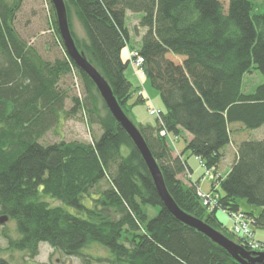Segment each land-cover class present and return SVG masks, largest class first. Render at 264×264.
I'll return each instance as SVG.
<instances>
[{
    "label": "trees",
    "instance_id": "obj_1",
    "mask_svg": "<svg viewBox=\"0 0 264 264\" xmlns=\"http://www.w3.org/2000/svg\"><path fill=\"white\" fill-rule=\"evenodd\" d=\"M22 1L0 0V264H12L3 253L34 259L40 243L84 263L239 264L164 208L140 153L90 78L67 57L50 0L61 56L44 60L19 37L14 19ZM63 1L76 48L108 83L126 117L146 102L125 77L127 50L142 57L143 77L161 106L149 116L153 121L132 123L176 205L234 241L217 213L241 211L238 199H244L258 211L243 212L264 230V136L237 138L264 126V14L250 0ZM129 13L140 15L138 47L130 45ZM72 17L85 38L74 33ZM253 70L263 83L247 90L243 79ZM72 73L80 98L60 85ZM77 114L91 131L100 130L91 132V142L42 143L61 116ZM183 133L191 138L174 155ZM228 146L234 160L222 176L218 167ZM190 157L203 169L198 179L191 177ZM208 172L213 181L205 193L216 202L211 210L198 195ZM187 175L189 180L181 178ZM92 245L107 254L87 255Z\"/></svg>",
    "mask_w": 264,
    "mask_h": 264
},
{
    "label": "rangeland",
    "instance_id": "obj_2",
    "mask_svg": "<svg viewBox=\"0 0 264 264\" xmlns=\"http://www.w3.org/2000/svg\"><path fill=\"white\" fill-rule=\"evenodd\" d=\"M14 0H9L12 2ZM224 5H227L228 0H221ZM253 3L254 11L258 14H264V0H250ZM140 17L139 14H131L129 13L125 19V24L130 30L131 40L130 45L138 47V36L140 30H136L138 18ZM72 29L76 36L80 39L85 38L84 32L78 23L77 19L72 17ZM14 28L21 37L24 42L30 46H32L38 54L47 61H53L56 58H59L62 54L60 46L57 44L56 38L54 33L51 29L50 23V12L47 0H23L21 3V7L19 11L15 15L14 19ZM129 53V51H128ZM174 57L173 55H170ZM134 69L131 65L127 67L125 71L126 79L132 84V89L135 90L136 87L139 86V80L141 84L145 88L148 96L150 97L151 102L153 103L156 109L160 108L161 103L158 97V93L150 88V86L146 83L145 77L141 76L138 77L139 74L134 73ZM133 74V75H132ZM142 78L144 80H142ZM244 85L246 89H250L251 87H256L263 83V77L261 74L253 70L252 74H247L244 76L243 79ZM80 81L75 76L74 73L65 77L61 82V88L65 89L70 96H78L79 98L82 97V91L80 87ZM151 102H145V106H137L133 108L130 112H127V117L131 122L137 125L140 122H151L153 118L149 117L152 116L148 112V103L150 105ZM72 106L69 100L65 103V109L69 110ZM60 119L58 125L48 131V133L42 139V143L51 144L59 141L65 142H84L89 143L92 139V133L94 132L95 135H99L100 130L96 127H92L89 129L85 123L84 117L80 114H77L74 117H63ZM134 125V126H135ZM264 136V126L260 129L245 133L240 135L239 139H251V140H259L262 139ZM235 139V138H234ZM237 140V139H235ZM233 148L228 146L225 149L226 157L222 160L220 164V173L223 175L226 171L229 170L230 164L233 162L234 152ZM236 149V148H235ZM175 153V152H174ZM175 155V154H174ZM189 164L194 168V178L197 179L201 173H203V169L197 162L194 160L193 157L188 158ZM190 176H182L181 178L189 180ZM207 179L204 182L205 184L201 183V191L207 192L209 191V186L213 181L212 176L207 175ZM220 190V189H219ZM51 205H59L60 203L56 201H49ZM238 203L240 205L241 211H253L256 213L258 211L257 207L250 206L244 199H238ZM218 219L222 222V224L226 227L227 231L230 233L231 230V223L221 212L217 213ZM7 225H11L10 222H6ZM11 227V226H9ZM231 234V233H230ZM233 235V234H232ZM255 237L257 239H264V230L255 229ZM234 241H237L235 236L232 237ZM262 241V240H261ZM264 242V241H262ZM236 243V242H235ZM240 245V241L239 244ZM0 246L5 247V243L2 239H0ZM87 255H106L107 252L96 245H92L90 248L85 250ZM4 257L9 258L12 264H99L94 262L93 260L88 259L85 263L81 261L77 257H65L56 252H54L47 244L40 243L39 245V254L34 259L29 260L23 257V255L19 252L13 253H3Z\"/></svg>",
    "mask_w": 264,
    "mask_h": 264
},
{
    "label": "water",
    "instance_id": "obj_3",
    "mask_svg": "<svg viewBox=\"0 0 264 264\" xmlns=\"http://www.w3.org/2000/svg\"><path fill=\"white\" fill-rule=\"evenodd\" d=\"M58 28L59 37L62 41L67 57L85 73L95 85L101 99L111 116L130 138L140 153L146 168L152 179L154 188L163 203L164 208L179 222L206 236L211 242L222 248L234 261L239 264H253L264 261V252H249L241 245L230 240L222 233L214 230L203 221L182 211L168 193L160 168L150 153L142 135L134 124L126 117L117 103L108 83L98 71L87 61L83 52L78 51L74 39L70 33L67 14L63 0H50ZM5 219H0L4 222Z\"/></svg>",
    "mask_w": 264,
    "mask_h": 264
},
{
    "label": "built area",
    "instance_id": "obj_4",
    "mask_svg": "<svg viewBox=\"0 0 264 264\" xmlns=\"http://www.w3.org/2000/svg\"><path fill=\"white\" fill-rule=\"evenodd\" d=\"M129 65L132 66L136 74H143L142 57L136 53L135 51L128 53ZM138 95L144 98L146 102H150L146 93L143 90L138 91ZM148 112L152 116H157L158 111L148 103ZM165 135V134H164ZM210 176V172L207 173ZM198 195L202 199V203L208 209H212L215 206V200L211 197V195L206 194L204 192H198ZM224 215L228 218L231 223L230 233L235 235L243 248L250 252H264V242L258 241L255 237L254 227L252 225L251 218L241 212H223Z\"/></svg>",
    "mask_w": 264,
    "mask_h": 264
},
{
    "label": "crops",
    "instance_id": "obj_5",
    "mask_svg": "<svg viewBox=\"0 0 264 264\" xmlns=\"http://www.w3.org/2000/svg\"><path fill=\"white\" fill-rule=\"evenodd\" d=\"M125 57H126V53H125ZM133 75V74H132ZM142 80H144L143 78H142ZM141 81L139 80V83H140ZM191 138V136L189 135V134H187V133H183L182 135H181V137L179 138V139H176V150H175V153H173V154H175V155H177V154H179L180 152H181V149H182V146H183V142H184V140H189ZM225 157H226V154L224 153V157H223V160L225 159ZM196 162H197V164H198V167H199V161L197 160V159H194ZM233 160H234V158H233ZM228 171H226V173H227ZM218 173L219 174H221L222 176H223V174L222 173H220V165H219V167H218ZM225 173V174H226ZM224 174V175H225ZM192 178H193V180L195 179L194 178V168H193V173H192V176H191ZM198 179V178H197ZM206 181V180H205ZM205 181H203V182H201V183H203V184H205L204 182ZM217 187H216V189L218 188V185H216ZM210 188H211V184H210V186H209V190H210ZM259 240H262V241H264V239H259Z\"/></svg>",
    "mask_w": 264,
    "mask_h": 264
}]
</instances>
